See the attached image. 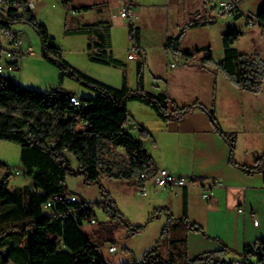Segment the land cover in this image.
<instances>
[{
	"label": "trees",
	"instance_id": "obj_1",
	"mask_svg": "<svg viewBox=\"0 0 264 264\" xmlns=\"http://www.w3.org/2000/svg\"><path fill=\"white\" fill-rule=\"evenodd\" d=\"M66 5L70 0H62ZM239 0H236L238 5ZM86 9L89 8L85 7ZM227 14L228 12H224ZM242 14H236L239 18ZM200 16V14H198ZM251 20V18H249ZM263 27L264 4L255 16ZM23 21L32 24L37 30L45 57L58 64L59 81L67 76L75 77L81 83L92 88L94 96L79 97L87 106H74L70 96L74 92L57 88L38 92L24 88L18 82L4 80L0 82V140L13 141L21 147V162L26 174L33 179V186L11 189L9 180L12 168H8L0 182V206L16 205L29 217L30 221L11 224L0 229V236L9 234L8 230L17 228L26 233V226L33 229L29 247V264H109L101 257L97 246L92 243L82 229L85 219L91 220L93 212L84 207L83 202L56 205L50 212L44 209L47 200L60 193H69L66 178L70 174H83L87 183L98 182L103 176L115 179L136 181L141 186L145 172L152 175L157 169L143 143L127 128L130 120L128 102L139 101L150 106L164 121H180L188 113L200 109L206 113L215 131L230 147V162L248 172L264 173V154L258 156L252 166L235 161L238 137L236 132L225 131L220 124L215 106L209 109L200 102L188 106H179L167 92L153 94L144 84L146 57L140 48L141 29L133 20H129V33L140 60L137 63L138 86L130 89L126 79L120 88L98 81L75 69L62 56L61 48L49 34L45 24L39 23L34 13L24 12ZM210 23L203 17L192 20L187 26L197 27ZM107 22L87 23L82 27L67 30L66 33L87 34L95 37L88 44L90 60L121 66L124 63L116 59L111 51V30ZM184 30L176 36H169L165 47L174 56L180 52ZM243 31L233 26L222 36L224 56L220 62L214 60L211 49L202 58V67L211 66L220 72L242 91L260 93L264 83V57L260 54L241 53L235 46ZM201 50H197L200 52ZM187 58L193 53L185 52ZM140 135L148 137L150 132L140 128ZM71 156L79 162L75 171L71 166ZM105 201L101 203L109 217L119 225L128 228V235L138 233L142 227L132 224L120 212L111 195L102 190ZM162 211L167 214V222L157 243L147 250L142 260L131 264H233L228 261L225 245L221 250L208 251L189 258L187 255V237L171 239L174 231L183 229L185 233L200 232L209 237L204 228L192 222L188 215V196L183 193L182 215L175 217L167 206H161L151 214V219ZM9 221V220H8ZM14 221V218H13ZM49 235L53 239H49ZM169 245L168 256L163 255V247ZM180 247L183 250H180ZM246 264H256L264 260V237L257 238L244 247ZM179 259H182L181 263Z\"/></svg>",
	"mask_w": 264,
	"mask_h": 264
},
{
	"label": "rangeland",
	"instance_id": "obj_2",
	"mask_svg": "<svg viewBox=\"0 0 264 264\" xmlns=\"http://www.w3.org/2000/svg\"><path fill=\"white\" fill-rule=\"evenodd\" d=\"M222 1L225 0H70L65 5L62 0H40L34 15L39 23L47 26L49 34L55 38L57 46L61 48L62 56L72 67L117 88H120L123 80L126 79L128 87L136 89L137 63L140 57L135 60L128 58L130 52H136L129 33L130 19L141 29L139 46L147 57L148 70L149 67H153L156 71L166 72L170 70L171 62L180 61L181 58L186 57L185 52L188 51L195 56L193 61L202 64V58L207 56L208 50L211 49L214 60L220 62L224 56L222 36L235 26L236 21L238 29L244 31V34L236 41L235 46L241 51L264 55V37L259 33V25L249 28L246 24V20L257 22L255 16L264 4V0H239L243 9L248 12L242 13L237 5L233 15L224 13L226 9L220 7ZM88 6L89 8L86 9L85 7ZM128 6L134 9L133 18L121 16V12L128 9ZM236 14L242 15L235 18ZM198 17H203L210 23L197 27L187 26ZM99 21L109 23L111 51L116 59L124 63L123 65H106L91 61L90 53L98 50L90 51L88 44L94 41L95 37L66 33L67 30ZM21 28L32 43L34 52L21 60L18 78L20 86L38 92L62 88L65 91H73L78 97L95 95L92 88L75 77L67 76L63 82H60L59 66L45 57L35 27L30 23H23ZM181 30H184V34L178 57V55L174 56L165 44L169 36H176ZM199 49L201 51L197 52ZM223 80L225 84L219 83L221 93L224 92V97L229 96V103H234L238 109L236 113H231L228 112L226 105L219 104L220 110L219 113L216 112V116L223 128H252V131L264 134V113L246 110L242 91L231 86L225 78ZM128 110L130 120L127 128H157L168 124L167 121L159 118L150 106L139 101L128 102ZM188 119L184 124L191 125L193 118ZM172 124L171 128L176 126V123ZM242 149H247V146L241 145L239 152ZM71 166L75 171L79 169V162L74 156H71ZM10 167L13 169L9 180L11 189L32 184L33 180L26 174L21 162L20 145L13 141L0 140V182L9 172ZM15 170H19L20 173L17 174ZM66 186L69 193L75 194L80 203L83 202L84 207L91 208L96 222L91 223L85 219L82 229L109 264H131L135 260L140 261L144 253L159 240L167 222L166 219L163 224L162 220L165 216L167 218V214L162 211L159 216L151 219V214L162 205L155 206L152 204L154 202H150L153 193L150 185L146 184L148 195L144 196L142 187L134 180L103 176L98 182L87 183L83 174L76 173L67 176ZM103 189L111 195L120 212L132 226L142 227L138 233L128 235L127 227L119 225L109 217L101 206L105 201ZM6 220L9 221L3 223ZM29 221V217H26L18 206H0V229L7 225ZM8 231L9 234L0 236V264H19L14 260V255L21 254V249L29 253L33 229L31 226H26L25 234L19 228ZM182 235L181 231H174L171 239H177ZM49 239H53V236L49 235ZM111 243L117 246L114 253L109 250ZM169 249V245L163 247L165 257L168 256ZM180 250L183 248L180 247ZM227 260L231 262L232 256H227ZM179 261L183 262L182 259ZM22 264H29V257L27 260L22 259Z\"/></svg>",
	"mask_w": 264,
	"mask_h": 264
},
{
	"label": "crops",
	"instance_id": "obj_3",
	"mask_svg": "<svg viewBox=\"0 0 264 264\" xmlns=\"http://www.w3.org/2000/svg\"><path fill=\"white\" fill-rule=\"evenodd\" d=\"M238 6L242 13L248 12L239 2ZM246 24L249 28L258 24L259 33L264 37L263 27L258 22L246 20ZM235 26L237 27V21ZM238 50L245 54L257 53L241 51L239 48ZM136 55L138 58L137 53ZM193 59L195 56L181 58L176 63L171 62L170 70L161 72L153 67L146 69V57V90L153 94L167 92L179 106L200 102L209 109L215 106L216 112L219 113V104L222 103L226 105L228 112L236 113L237 107L234 103H229V96L224 97L219 83L225 84V78L231 86L240 89L219 70L208 65L202 67L200 62ZM172 63L175 64L174 67L171 66ZM242 95L246 110L264 113V83L260 93L242 91ZM204 113L195 109L180 121H167L168 124L157 128H146L150 132L148 137L140 135V128L128 129L143 143L157 169L164 168L175 176H186L193 180L191 185L174 191L156 187L152 180L146 182L153 190L150 202H154L152 204L155 206H167L175 217L182 215L183 193L187 192L189 218L201 225L209 236L194 231L185 233L183 229H179L182 237H187L188 257L195 258L204 252L221 250L226 245L229 249L226 258L230 255L235 260L236 257L242 256L246 244L264 237V173H251L233 165L230 162V147L227 141L215 131ZM189 117L193 118L192 124H184ZM172 123H176L173 128L170 127ZM223 129L229 133H237L236 162L252 166L255 159L264 154V134L252 131V128ZM241 145L247 146V149L239 152ZM32 186L33 182L29 187ZM207 188L212 192L210 199L203 197ZM240 207L244 208V211H239ZM166 219L165 216L163 224ZM254 220H258V225L254 224ZM5 222L8 220L3 221ZM98 252L104 259L99 250ZM27 258V252L22 249L21 254L14 255V260L19 264H22V259Z\"/></svg>",
	"mask_w": 264,
	"mask_h": 264
},
{
	"label": "built area",
	"instance_id": "obj_4",
	"mask_svg": "<svg viewBox=\"0 0 264 264\" xmlns=\"http://www.w3.org/2000/svg\"><path fill=\"white\" fill-rule=\"evenodd\" d=\"M39 2L40 0H0V82L4 80L18 81L21 60L24 56L34 52L33 45L27 39L26 32L21 28V24L26 23L22 20L24 12L34 13ZM220 7L226 9L225 12H228V14L233 15L237 7L236 0L222 1ZM134 14L135 12L131 7L121 12V16L124 18H133ZM128 57L129 59L136 58V52H130ZM171 66L174 67L175 64L172 63ZM69 99L76 107H80L81 105L87 106V103H83L77 95H71ZM15 171L17 174L20 173L19 170ZM141 177L145 179V182L141 184L143 195L148 194L146 182L149 180H152L156 187L168 191L187 187L193 183L191 178L186 176H175L164 168L156 169L152 175H148V173L145 172ZM211 195L212 192L209 188L204 190V198L210 199ZM78 201V197L73 193L55 194L44 204V209L51 210L56 205L72 204ZM239 211H244V208L240 207ZM88 221L94 223L96 219L92 218ZM254 224L258 225V220H254ZM109 250L111 253H114L117 250L116 245L112 244ZM233 261V264H246L247 261L244 257V250L242 256ZM256 264H264V260Z\"/></svg>",
	"mask_w": 264,
	"mask_h": 264
},
{
	"label": "bare ground",
	"instance_id": "obj_5",
	"mask_svg": "<svg viewBox=\"0 0 264 264\" xmlns=\"http://www.w3.org/2000/svg\"><path fill=\"white\" fill-rule=\"evenodd\" d=\"M15 82H18V81H15Z\"/></svg>",
	"mask_w": 264,
	"mask_h": 264
}]
</instances>
